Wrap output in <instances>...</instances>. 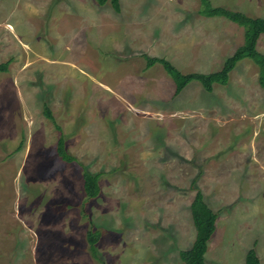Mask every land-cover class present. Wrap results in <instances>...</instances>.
<instances>
[{"label":"rangeland","instance_id":"374dc122","mask_svg":"<svg viewBox=\"0 0 264 264\" xmlns=\"http://www.w3.org/2000/svg\"><path fill=\"white\" fill-rule=\"evenodd\" d=\"M208 1L264 18V0ZM120 3L0 0V64H10L0 71V264H185L196 189L218 214L206 263L246 264L254 249L264 264L259 67L243 59L228 84L176 95L143 57L215 73L244 29L203 15V0ZM258 44L264 55V36ZM61 136L85 169L61 159ZM84 170L99 176L96 199Z\"/></svg>","mask_w":264,"mask_h":264},{"label":"trees","instance_id":"16d2710c","mask_svg":"<svg viewBox=\"0 0 264 264\" xmlns=\"http://www.w3.org/2000/svg\"><path fill=\"white\" fill-rule=\"evenodd\" d=\"M102 6L111 2L114 10L120 12V0H97ZM204 10L201 11L206 17H224L244 29L245 40L235 53L227 59L224 67L215 73H190L183 74L173 64L164 58L143 55L147 62V67L151 68L156 64H161L169 73L176 85V95H179L192 82H199L204 89L211 93L216 84L226 85L229 82L230 74L243 59L252 60L260 70L259 83L264 90V55L257 50L258 42L264 34V18H252L242 12H235L225 8L211 6L208 0H203ZM9 62L0 65V71L7 72ZM45 116L56 124L55 117L49 105L46 103L44 108ZM59 131L61 128L56 124ZM57 152L65 162H76L82 168L77 158L72 156L67 150L65 136H61L58 142ZM194 187V186H193ZM84 190L88 199L93 200L100 196L101 188L99 176L84 170ZM192 218L196 229V238L190 249L180 251V258L185 264H207L206 253L208 245L213 238L218 221V214L207 204L203 191L196 189V195L191 205ZM100 232L93 227L88 232L89 249L94 257L97 258V244L100 240ZM246 264H261V261L254 249H251L246 256Z\"/></svg>","mask_w":264,"mask_h":264},{"label":"crops","instance_id":"0c3cea01","mask_svg":"<svg viewBox=\"0 0 264 264\" xmlns=\"http://www.w3.org/2000/svg\"><path fill=\"white\" fill-rule=\"evenodd\" d=\"M0 32H1V29H0ZM263 36H264V34L261 36V38H262ZM261 38H260V39H261ZM259 41H260V40H259ZM1 45H2V43H1ZM242 45H243V44H242ZM242 45H241V46H242ZM258 45H259V44H258ZM258 45H257V46H258ZM239 47H240V46H239ZM239 47H238V48H239ZM238 48H237V49H238ZM237 49H236V50H237ZM236 50H235V51H236ZM234 53H235V52H234ZM234 53H233V54H234ZM233 54H232V55H233ZM232 55H231V56H232ZM231 56H230V57H231ZM0 65H1V64H0ZM237 66H238V65H237ZM235 69H236V68H235ZM229 80H230V79H229ZM228 83H229V82H228ZM1 108H3V107L1 106Z\"/></svg>","mask_w":264,"mask_h":264}]
</instances>
